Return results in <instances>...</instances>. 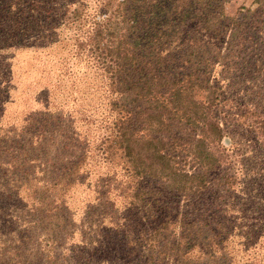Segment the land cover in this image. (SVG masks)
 I'll list each match as a JSON object with an SVG mask.
<instances>
[{"label":"trees","instance_id":"trees-1","mask_svg":"<svg viewBox=\"0 0 264 264\" xmlns=\"http://www.w3.org/2000/svg\"><path fill=\"white\" fill-rule=\"evenodd\" d=\"M227 1L0 0V95L7 48L49 54L71 41L67 56L97 75L84 103L71 78L60 100L36 89L39 109L24 100L12 111L0 97V165L11 164L1 158L10 148L28 165L18 174L32 173L23 186L31 217L17 232H59L57 196L97 174L99 208L119 213L99 223L121 251L106 264H264V157L235 165L231 135L245 124L264 147V112L237 114L224 77L263 53L264 0L246 22L225 12ZM62 27L73 29L67 41ZM18 256L1 254L0 264H23Z\"/></svg>","mask_w":264,"mask_h":264},{"label":"rangeland","instance_id":"rangeland-1","mask_svg":"<svg viewBox=\"0 0 264 264\" xmlns=\"http://www.w3.org/2000/svg\"><path fill=\"white\" fill-rule=\"evenodd\" d=\"M253 7H255L253 0H228L225 4V12L237 17L244 14V21L246 22L250 15L247 10H251ZM72 34L73 29L64 27L60 29V36L63 41H67V38H70ZM67 43L66 47L70 49L73 42L67 41ZM263 46V42L258 45L263 51L260 57L242 56L238 60L240 63L238 70L228 71L224 76L225 85H227L226 92L232 99L230 105L237 114L239 110H247V107L249 109L254 108L259 113L264 112ZM51 47L55 49H51L49 54L46 53L49 50L42 47L37 48L36 51L20 50L16 47L7 48L3 55L4 64L1 66L4 70L1 76L6 80V83L2 84L5 87V93L0 95L6 108L13 111L14 107H21L20 104H24V100H26L29 101V106L26 109H39L40 104L34 100L36 98L35 91L44 85L48 86L53 95L60 100L62 87L64 85L68 88L69 78L77 84V89L80 92V94H76L78 101L83 103L87 101V89L94 87V80L97 79L96 71L88 69L78 57H68L65 52L67 49L58 50L61 46L57 49L56 46ZM255 58L258 60H254ZM61 60L62 63H60ZM256 64L257 66L250 68V70L244 68ZM60 80L64 84L59 83ZM70 100L69 98L66 101L63 99L65 103H71ZM64 105H61L62 109L68 111L69 108L67 107L66 110ZM249 109L247 111L252 112ZM247 115L252 117L249 113ZM244 125L231 127L236 131L231 134L234 137L233 140L238 143L237 152L239 155L237 156L239 158L235 160L237 163L235 165H238L240 159H243L240 161L242 165H255L245 158H250L253 155V157H258L256 162H260L259 158L264 157V147L259 148L258 145L254 144L251 139L252 134ZM8 144L12 149L15 148L12 143L9 142ZM9 151L13 150L9 148ZM7 152L1 154L3 156L1 158L5 162L10 161L11 164L0 165V203L4 204L3 208L0 207V257L4 253H7L8 256L15 253L19 255L17 259L23 264H104L120 258L119 253L121 251L115 247V241L106 237L105 230L99 228V223L101 226L107 227L110 221L117 222L118 218L114 219V217L119 213L112 214L109 210L105 211L99 208V195L95 192L98 190L95 186L97 174L86 179L85 184H82L81 187L72 189L71 196L67 197L69 193L64 195L61 192L57 196L61 201H65L63 206L65 210L59 211L56 215L60 227L59 232L57 230L56 233V229L53 228L47 232L48 236L46 232L31 236V234L26 233V229L17 232L25 227L26 222L24 221H28L31 217V212H28V204L31 201L23 186L25 181L30 179L32 173L23 174L22 172L19 175L17 171L22 169V171H28L25 168L28 165L10 159V153ZM48 153L50 155L48 159H51L53 152L49 150ZM54 156L55 153L52 162L56 160ZM260 164L264 165V161ZM15 185L22 187L17 197L8 196L12 186ZM111 215V219L107 218ZM121 215L123 214L120 213ZM102 220L104 221L102 222ZM51 223L53 224L54 221L52 220ZM48 225L49 228L52 226ZM42 235L43 238L45 236L44 239L41 238ZM15 236L16 239H14ZM114 250L118 253L117 256L111 253ZM75 254H78L79 257ZM71 255L76 258L74 262L70 260Z\"/></svg>","mask_w":264,"mask_h":264}]
</instances>
